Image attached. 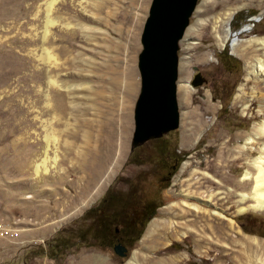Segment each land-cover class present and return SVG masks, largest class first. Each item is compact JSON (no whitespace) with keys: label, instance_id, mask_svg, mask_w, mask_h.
I'll list each match as a JSON object with an SVG mask.
<instances>
[{"label":"rangeland","instance_id":"rangeland-1","mask_svg":"<svg viewBox=\"0 0 264 264\" xmlns=\"http://www.w3.org/2000/svg\"><path fill=\"white\" fill-rule=\"evenodd\" d=\"M40 1L0 0V220L11 222L17 229L14 236H0V264H127L133 252L138 260L136 264H167L168 259L172 264H238L234 252L245 249L239 241L242 236L256 235L264 240L263 212L238 213L234 197L227 200L216 195L212 201L224 217L215 216L214 221H210L213 231H206V238L209 234L212 237L209 243L189 232L178 239L173 232L161 228V224L173 218L168 207L180 200V189L201 193L203 197L228 187L234 193L248 191L241 177L248 158L259 153L261 142L252 145L251 152L248 144L238 150L254 128H260L264 122V79L259 75L247 78V69L248 63L264 56L254 49L229 54L227 43L231 38L228 32L238 29H242L236 34L240 39L264 36V0H196L177 49L176 85L187 79L190 87L185 94L177 87L179 124L162 135L169 150L179 151L176 168L155 194L158 204L154 214L138 239L126 246L123 256L112 250L114 237L108 246L92 239L87 229L89 220L83 218L82 213L96 204L106 191L124 192L129 186L152 190L159 173L160 156L153 150L155 141L146 140L129 152L132 109L139 86L136 68L139 35L150 0H103V10L95 8L94 0H90L86 20L72 16L70 3L56 2L52 12L55 19L87 23L90 31L83 35L77 30L78 35L73 40L59 26L53 25L43 42L38 35L42 18L33 17ZM236 6L229 21H225L223 14ZM217 16L222 20L216 33L213 26ZM236 23L240 25L234 29L232 24ZM189 29L191 33L187 34ZM222 40L223 45H220ZM43 45L57 54L60 67L42 62ZM225 47L224 53L236 61L222 60L221 51ZM119 49L124 59L133 56L135 87L124 117L128 136L119 157L121 132L118 126L109 165L113 166L117 158L118 162L109 179L104 182L98 179L97 185L83 197L81 171L68 154L66 140L75 141L74 149L80 147L84 128L79 122H73V114L77 112L79 119L96 118L95 90L106 84L104 79L110 76L108 65L113 63ZM195 73H199L203 81L193 86L190 79ZM48 76L56 78L61 87L49 85ZM66 86L71 87L69 93ZM45 94L49 95L51 103L48 107ZM70 102L74 103L75 110L66 115L69 124L53 119L52 109L70 108ZM46 130L53 131L58 138L57 160L46 174L36 178L32 164L42 150ZM50 146L48 156L52 157L53 143ZM109 151L104 149L103 162ZM185 161L188 164L182 168ZM195 168L212 177L191 176ZM230 218L234 221L231 229L227 226ZM153 219L160 222V228L147 235Z\"/></svg>","mask_w":264,"mask_h":264},{"label":"bare ground","instance_id":"bare-ground-1","mask_svg":"<svg viewBox=\"0 0 264 264\" xmlns=\"http://www.w3.org/2000/svg\"><path fill=\"white\" fill-rule=\"evenodd\" d=\"M56 2L61 3L62 5H65V2L70 3L69 7L72 16L81 19L87 18V13H88L87 6L91 4L90 0H41L40 3L36 6L33 17H37L38 15H40L42 18V29L40 34H38L40 35V39L42 40V42L46 41L45 38L49 34L50 28L53 25L59 26L73 40H75L78 35L77 30H79L80 33H82L83 35H88V31H90V27H88L87 23L80 22L78 24H74L71 23L66 18L55 19L52 16L53 14L52 12L55 9ZM103 3H104L103 0H94L93 2L94 7L97 8L98 10L104 9ZM237 7L238 6L234 8H230L228 11H226L223 14L224 15L223 18L225 19V21H229L231 14L233 13L234 9ZM221 20L222 19L220 18V16H217L215 18V23L213 28L215 29L216 33H217L216 28ZM185 30L184 33L186 32ZM190 33H191V29L187 30V34ZM34 34L36 35V33ZM217 37L219 38L218 34ZM220 45H223V40L221 41ZM230 49L232 51V52L230 51L231 53H236V54H240V53L242 54L249 49H254V51L260 50L262 56H264V36H255L246 39H240L236 36L232 39V42L230 43ZM121 53L122 51L121 49H119V51H117V54H115L116 56H114L113 63L108 65L110 76L107 78L105 77L106 79L104 80L106 84H102L99 89L95 90L97 107L94 108L95 109L94 114L96 118L87 119L85 117H82L81 119H79V117L76 115L77 112L76 113L74 112V114L72 113L75 110V105L72 102H70V106L68 105L70 108L64 106L60 110H56L55 108L52 109L54 112L53 119L63 120L64 123H66L67 125L69 124L68 122L69 119L66 118V115L68 113L69 114L72 113L75 119V121L73 122L74 123L79 122L78 123L79 126H81V128H84L83 133L81 134L82 137L80 136L82 139L81 145H79L80 147L76 145L78 148L74 149L72 144L75 141L71 143L70 142L71 140L70 141L66 140L69 149L68 154L71 157V159H75L76 163L78 164V166L76 167H78L79 170L81 171V176L83 178L82 181L83 191L82 190L81 191L83 192V197H86L88 193L91 191L92 187L94 185H97L98 179L103 180V182L109 179V176L112 174L114 165H116V163L118 162L117 161L118 158H117L116 160L117 162L115 161V163H113V166L109 165L111 163V158L113 155V151L115 149V139L118 135L117 134L118 126L121 132V141H120L121 146L119 150H117L118 156L121 155V151L124 145L126 144V140L128 136L126 131L128 125H127V121L124 120V117L128 113L130 107V101H131L130 95L133 93L135 87V76L133 73L134 69L132 70V64H131V62L133 61V56H128L126 57V59H124ZM41 60L43 63H46L47 65L52 64L54 67L57 68L60 65L57 54H55L48 48L44 47V45L42 46ZM248 64L249 65L247 69V78L251 76L253 78L262 76L264 79V58H257L256 62L248 63ZM181 65H183V63H181ZM46 81L49 85L54 86V88L59 87L61 84L58 83L56 78H53L52 76H48ZM177 87H179L178 90L182 94H185L188 88L190 87V85L188 83V80L186 79L183 83L179 84V86L176 85V89ZM65 89L69 93L71 87L66 86ZM48 96H49L48 94H45L46 107H48L51 104L48 101ZM57 109H59V107ZM68 109L70 110V112H68ZM186 122L187 121H185V123ZM72 126L76 127L74 125ZM52 132L50 130H46V133L43 138L44 145L42 144L43 145L42 150L39 156L33 160V164H32L33 174L36 178H39L41 175L46 174L49 169V166L54 167L56 164V160H57L56 151H57L58 138ZM69 136L70 135H68V137ZM65 138H67V136ZM246 139L247 140L245 145H243L238 150V152L241 151L242 149H245V146H247V144L251 145L250 147V152H251L252 145L257 144L258 141L261 142V143L259 142L260 143L259 153L257 155H254L253 157L248 158L247 168L241 177V180L244 181L243 183L247 185L248 191H240L238 193H234L233 189L228 187L225 189V191L221 190L216 193L210 192L205 197H203L200 195L201 193L194 194L193 192H190L188 190L186 191L184 189H180L179 191L180 200L173 201L168 207L171 210L170 212L173 214V218L167 221H163L161 224L162 226L161 228L166 230V232H173L178 239H181L187 234V232H189V233H193L194 235H197L199 237L198 240H200L201 238V240L206 241L208 243L212 242V237L210 234L208 235V238H206V231L207 230L211 232L213 231L212 228L213 226L211 224L212 222L210 223V221H212L213 218H215V216L219 218L224 217V215L222 214L223 212L221 213V211L217 209L215 205L216 203L212 201L216 195H220V197H225L227 200H229V198L234 197L235 198L234 202L238 206L237 209L238 213H243L246 211H257L264 213V122L262 126H260V128H257L256 130L254 128L252 134L249 135ZM50 143H53L54 145V149H53L54 156L52 157L48 156L49 147L51 148ZM105 148L110 149L109 151L110 154H108V158L106 159V161L103 162L101 160V156L104 155ZM49 160L51 162H49ZM187 164L188 163L185 161L182 165V168H186ZM190 175L193 177L196 176L197 179H199L201 176L212 177L208 172L199 171L196 168L191 171ZM102 183L99 184V187H101ZM195 221L198 222L197 223L198 225L195 224ZM159 223L157 222L156 219L151 220L148 225V232H146L147 235H152L158 228H160ZM233 225H234V221L233 219L230 218L227 223V226L229 229H231L233 228ZM242 237H243L242 240L239 241L240 244H242V246L245 249H243L240 252H234V257H235L234 259L238 262V264H264V240L258 238L256 235H245ZM136 260L137 258L135 256V253L133 252L132 259L129 260L127 264H136ZM171 261H172L171 259H168L167 264H172Z\"/></svg>","mask_w":264,"mask_h":264},{"label":"water","instance_id":"water-1","mask_svg":"<svg viewBox=\"0 0 264 264\" xmlns=\"http://www.w3.org/2000/svg\"><path fill=\"white\" fill-rule=\"evenodd\" d=\"M196 0H150L139 35L140 50L136 57L139 86L132 109V132L129 152L146 140L174 130L179 124L176 99L177 49L194 9ZM242 29L228 32L231 40ZM203 78L193 74L190 84L199 85ZM116 232V228H115ZM119 256L126 251L121 243L112 245Z\"/></svg>","mask_w":264,"mask_h":264},{"label":"trees","instance_id":"trees-1","mask_svg":"<svg viewBox=\"0 0 264 264\" xmlns=\"http://www.w3.org/2000/svg\"><path fill=\"white\" fill-rule=\"evenodd\" d=\"M239 25L232 24V27L237 29ZM223 50L222 60L236 61L224 53L226 47ZM157 204L158 202L147 203L143 191L138 192L129 186L124 192L106 191L96 204L82 213V217L89 220L88 232L100 245H110L114 237L115 243L119 242L126 247L138 239L146 222L154 214Z\"/></svg>","mask_w":264,"mask_h":264},{"label":"flooded vegetation","instance_id":"flooded-vegetation-1","mask_svg":"<svg viewBox=\"0 0 264 264\" xmlns=\"http://www.w3.org/2000/svg\"><path fill=\"white\" fill-rule=\"evenodd\" d=\"M149 140L155 141V144L153 145V150H154L155 154H157V156H160V158L158 160L159 173L155 177L156 178L155 179V185H154V188L152 190H148L147 187L144 188L142 186V188L141 189L138 188L137 191L138 192L143 191L145 201H147V203L153 204L155 202V198H154L155 194L159 193L161 186L166 184L167 180L171 176L172 170H174L176 168V164H177V160H178V156H179V151L169 150L168 147L166 146L165 142H163L164 140H163L162 136L157 137V138H153V139H149ZM139 146L140 145L133 147V149L137 148ZM139 181L141 182V179H139Z\"/></svg>","mask_w":264,"mask_h":264},{"label":"built area","instance_id":"built-area-1","mask_svg":"<svg viewBox=\"0 0 264 264\" xmlns=\"http://www.w3.org/2000/svg\"><path fill=\"white\" fill-rule=\"evenodd\" d=\"M17 234V229L9 221L0 220V236H14Z\"/></svg>","mask_w":264,"mask_h":264}]
</instances>
